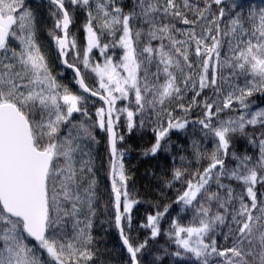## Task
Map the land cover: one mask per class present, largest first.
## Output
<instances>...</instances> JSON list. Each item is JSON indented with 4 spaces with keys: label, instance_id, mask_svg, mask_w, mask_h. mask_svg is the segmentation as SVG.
Returning a JSON list of instances; mask_svg holds the SVG:
<instances>
[{
    "label": "snow or ice",
    "instance_id": "obj_1",
    "mask_svg": "<svg viewBox=\"0 0 264 264\" xmlns=\"http://www.w3.org/2000/svg\"><path fill=\"white\" fill-rule=\"evenodd\" d=\"M68 3L71 12L66 0H50L55 20L48 34L61 64L73 72L78 93L53 75L25 0H0V264L93 261L97 182L87 179L93 169L85 149L98 143L96 128L107 135L114 226L128 254L126 264H142L138 254L147 238L134 244L125 232L139 201L128 191L125 153L117 147L125 137L117 126L123 115L132 132L138 115L144 127L152 114L154 143L144 155L170 151L173 130L191 126L192 135L199 132L202 138L192 139V156L207 166L190 172L187 158L180 156L181 165L166 181L168 187L181 182L184 190L176 202L193 209L188 225L173 219L169 232L186 258L197 264H264V108L253 111L249 103L255 93H264V8L229 15L239 5L233 2L226 10L224 0H132L128 11L122 0ZM77 8L86 11V44L80 50L70 34ZM104 37L110 42L102 43ZM117 47L123 54L114 62L108 50ZM94 49L104 57L102 64L93 61ZM92 74L98 87L87 83ZM206 90L210 95L204 96ZM131 95L129 105L116 106ZM89 97L106 107L96 109L93 122H73L74 113L88 116ZM197 107L200 115L189 119ZM225 110L233 115L221 118ZM257 125L258 134L247 131ZM237 134L257 146L258 155L235 151ZM209 141L211 150L204 147ZM170 207L147 215L141 225L152 238L161 234L160 221Z\"/></svg>",
    "mask_w": 264,
    "mask_h": 264
},
{
    "label": "trees",
    "instance_id": "obj_2",
    "mask_svg": "<svg viewBox=\"0 0 264 264\" xmlns=\"http://www.w3.org/2000/svg\"><path fill=\"white\" fill-rule=\"evenodd\" d=\"M132 0H125V11H128L131 6ZM179 3L180 0H177ZM237 3L239 7L229 12V15L241 8L244 12H247L249 7L253 9L264 8V0H224V6L227 10L231 3ZM26 7H32L41 19L42 32L48 39L49 30L53 28L55 18L50 15V12L55 11V7L50 4L47 0H25ZM66 7L69 8L70 12L74 6H71L66 0ZM217 6L213 5L215 11ZM191 19L192 17L189 16ZM227 21L228 16L224 18ZM86 23V11L82 8H77L74 13V23L70 27V34H73L77 40V48L80 50L84 45L82 39L83 25ZM178 27H186L177 24ZM139 27V25H137ZM111 37L102 38V43L110 42ZM51 43V42H50ZM158 42L153 41L155 46ZM83 45V46H82ZM142 46V45H141ZM52 57L55 61L58 73L57 75L64 73L63 80L68 84L71 91L78 93V86L73 80V74L68 69L62 68L58 56L57 49H54L53 43H51ZM96 57L101 61H104V57L97 54ZM115 53V55H114ZM122 50L120 48L109 49L108 55L113 56L114 62L121 56ZM194 57V56H193ZM70 62L72 58L69 57ZM152 71H155L153 67ZM239 82L243 84V78L241 77ZM90 86L98 87V81L92 74V78L87 80ZM192 93L184 100V103L191 101ZM210 95V91L206 90L204 96ZM203 99V96L198 98ZM134 100V95L129 97V100L117 101V106L124 107L129 105V102ZM249 103L253 106V111L264 108V93H255L249 98ZM84 106L88 109V116L85 117L81 113H76L74 116L77 121H83L85 123L93 122L97 119L95 112L99 107H103L102 103L91 97L88 98ZM170 107H175L171 105ZM201 109L195 108L190 114L189 119H196L200 115ZM182 113L179 111L176 115L179 116ZM233 115L232 112L225 110L221 114V118H227V116ZM141 117H136L137 126L132 132H128L125 127V117L122 115L117 131L122 134L125 139L118 142V149L125 153L123 157V163L125 168V174L129 177L127 181L128 191L131 198L139 201L134 205L132 210V224L131 228L125 227V232L128 234L134 244L142 243L146 238L148 240L147 246L138 254V259L144 263L146 259L150 264H172L177 260L192 261L197 264L195 259H188L184 254V250L179 248L175 243V237L169 235L171 231V222L176 219L182 225H188L193 219V209L191 206L184 207L178 204L177 197L182 194L183 185L181 182H173L171 187L166 186V181L171 180L172 171H169V167L176 161L178 156L185 155L190 161L193 167L199 168L201 171L207 166L206 161H201L197 164L192 156L191 142L192 139H202L199 132L192 135V128L189 126L187 130H173L170 133V151L165 152L159 151L155 155L149 154L144 155V150L149 148L154 143V133L152 128L155 126V115L152 114L146 119L145 126L140 127L139 120ZM260 126L257 125L255 128L248 126L247 131L249 133L260 131ZM187 133V134H186ZM95 136L98 143L92 144L93 148L99 152V159L96 165V175L98 177V185L96 187V198L93 201V207L95 214L91 216L92 228L91 235L93 237L92 245L90 250L95 253L94 259L90 264H126L128 260V254L122 245L118 231L114 226V207H113V195L109 183L110 175V155L107 146L106 133L99 128L95 129ZM204 147L211 150L212 143L209 141L204 144ZM235 151L247 152L250 155H258V147L251 145L247 142V138L237 134L235 139ZM175 158V160L173 159ZM118 179V178H117ZM229 182V181H225ZM235 186V182H232ZM215 189V185H213ZM166 205H170V210L160 221L161 234L155 238L151 237L149 229L141 227L142 224L146 223V217L149 214H155L156 211H163ZM184 208L183 211L181 209ZM126 223V222H125ZM72 221L68 220L67 228L68 234L72 231ZM180 251L181 257H176L175 252ZM190 255V254H188Z\"/></svg>",
    "mask_w": 264,
    "mask_h": 264
},
{
    "label": "rangeland",
    "instance_id": "obj_3",
    "mask_svg": "<svg viewBox=\"0 0 264 264\" xmlns=\"http://www.w3.org/2000/svg\"><path fill=\"white\" fill-rule=\"evenodd\" d=\"M122 3L123 4H125V0H122ZM30 10H32V12L34 13V15H35V17H36V25H37V39H38V42L41 44V46H42V51L45 53V55H46V57H47V59H48V61H49V66H50V68L52 69V72H53V75H56L57 76V80L61 83V84H63V85H66L67 87H68V84L63 80V75H64V73H62V75L61 74H59V75H57V73H58V68H57V65H56V63H55V61L53 60V55H52V51H51V43H53V46H54V49H57L56 48V46H55V43H54V41H52V39H48V37L47 36H45V34H43V32H42V27L44 26L43 24H42V22L43 21H41V19L38 17V13L32 8V7H28ZM82 39L84 40V43H83V45L85 46V44H86V33H85V31H84V28H83V33H82ZM51 42V43H50ZM82 45V46H83ZM83 46V47H84ZM83 47L81 48V49H83ZM96 52V49H94L93 50V52H92V54H90L91 55V57H92V59H93V61H97V62H100L101 64L103 63V61H101L100 59H98L97 57H96V54L94 55V53ZM97 54H99V51H97ZM123 54V52L121 53V55ZM192 58V60H193V62L195 63V57H191ZM118 61V60H117ZM94 75V74H93ZM97 80V79H96ZM98 81V80H97ZM69 88V87H68ZM190 95V92L189 93H187V96H186V102H187V98H188V96ZM186 102H185V104H186ZM117 106V105H116ZM118 107V106H117ZM171 108H174V107H170V110H171ZM179 112V109H177L176 110V112L174 113L175 115L177 114ZM74 114H76V113H74ZM74 114H73V122H79V121H77V119H76V117L74 116ZM91 151V158H92V164H91V167H92V169H93V172L91 173V174H88V177H87V179L88 180H91V179H95L96 180V187H97V185H98V182H99V180H98V177H97V175H96V165H97V162H98V159L100 158L99 157V152L97 151V149H95V148H93V146H92V144L90 145V149H85V151ZM180 156H185V155H180ZM180 156H178V158L176 159V161L174 162V163H172L171 165H170V167H169V171H172V169H173V167H179L180 165H181V161H180ZM186 157V156H185ZM187 158V157H186ZM83 159H85V160H87V159H89V157L88 156H84L83 157ZM184 166L185 167H189V171L190 172H194L197 168L196 167H193L192 165H191V163H190V161L188 160V158L186 159V161H184ZM188 177H185V179H187ZM212 190H215L213 187H212ZM95 191H96V188H95ZM85 215H87V213H85ZM85 215H82L81 217H80V219L81 220H84L85 219ZM92 216V215H91ZM81 227H83V224H81L80 225ZM71 228H72V226H71ZM71 234H72V231H71ZM71 234H70V236H71ZM218 242H220V243H224L222 240H220L219 239V237H218ZM142 264H150L149 262H148V259H146V261L144 262V263H142ZM171 264H172V261H171ZM173 264H194L192 261H185V260H180V261H175Z\"/></svg>",
    "mask_w": 264,
    "mask_h": 264
},
{
    "label": "water",
    "instance_id": "obj_4",
    "mask_svg": "<svg viewBox=\"0 0 264 264\" xmlns=\"http://www.w3.org/2000/svg\"><path fill=\"white\" fill-rule=\"evenodd\" d=\"M47 1H49L50 2V0H47ZM61 62V61H60ZM62 65V64H61ZM63 66V65H62ZM64 67V66H63ZM64 68H66V67H64ZM67 69V68H66ZM69 70V69H68ZM71 71V70H70ZM72 72V71H71ZM73 73V72H72ZM87 95V94H86ZM91 98H93V99H96V100H98V101H100L102 104H103V101H101L98 97H91ZM103 107H106L104 104H103ZM106 138H107V135H106ZM110 155V154H109ZM109 183H110V188H111V176L109 175ZM113 195V194H112ZM113 201H114V195H113ZM115 211V210H114ZM118 231V230H117ZM118 235H119V232H118ZM119 238H120V236H119ZM120 241H121V239H120ZM121 243H122V241H121ZM123 245V244H122ZM126 250V249H125Z\"/></svg>",
    "mask_w": 264,
    "mask_h": 264
},
{
    "label": "flooded vegetation",
    "instance_id": "obj_5",
    "mask_svg": "<svg viewBox=\"0 0 264 264\" xmlns=\"http://www.w3.org/2000/svg\"><path fill=\"white\" fill-rule=\"evenodd\" d=\"M60 76V75H59Z\"/></svg>",
    "mask_w": 264,
    "mask_h": 264
}]
</instances>
